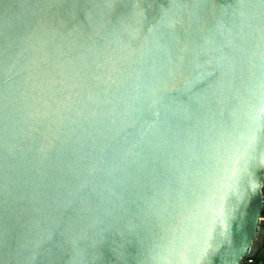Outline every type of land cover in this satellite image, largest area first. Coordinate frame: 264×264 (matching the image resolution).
Returning a JSON list of instances; mask_svg holds the SVG:
<instances>
[{"label":"water","instance_id":"95a60500","mask_svg":"<svg viewBox=\"0 0 264 264\" xmlns=\"http://www.w3.org/2000/svg\"><path fill=\"white\" fill-rule=\"evenodd\" d=\"M263 186L264 0H0V264H239Z\"/></svg>","mask_w":264,"mask_h":264},{"label":"trees","instance_id":"16d2710c","mask_svg":"<svg viewBox=\"0 0 264 264\" xmlns=\"http://www.w3.org/2000/svg\"><path fill=\"white\" fill-rule=\"evenodd\" d=\"M260 217L262 218V222L259 224L264 229V206L261 210ZM239 264H264V234L263 240L258 245L257 250L252 255L245 256Z\"/></svg>","mask_w":264,"mask_h":264},{"label":"rangeland","instance_id":"374dc122","mask_svg":"<svg viewBox=\"0 0 264 264\" xmlns=\"http://www.w3.org/2000/svg\"><path fill=\"white\" fill-rule=\"evenodd\" d=\"M262 194H263V198H264V186H263V188H262ZM262 222V218L260 217L259 218V223H261ZM260 225V224H259ZM262 227L261 226H259L258 227V229L260 230Z\"/></svg>","mask_w":264,"mask_h":264}]
</instances>
